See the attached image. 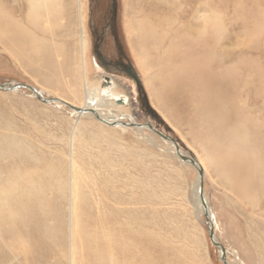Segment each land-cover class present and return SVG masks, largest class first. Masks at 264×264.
Listing matches in <instances>:
<instances>
[{
  "label": "rangeland",
  "instance_id": "rangeland-1",
  "mask_svg": "<svg viewBox=\"0 0 264 264\" xmlns=\"http://www.w3.org/2000/svg\"><path fill=\"white\" fill-rule=\"evenodd\" d=\"M21 1L8 0L11 17L17 20L25 14L19 12L24 8ZM209 3H212L216 15L219 14L222 20L224 33L219 49L224 51L220 50L224 53L226 64H235L241 57L249 63L255 60L264 78V0H116L114 20L117 38L126 60L139 77L149 107L162 121L161 124L145 113L135 84L124 75L105 69L93 55L98 33L104 36L102 50L111 57L114 55L112 37L107 29L101 28L104 21H108L111 0L69 1L67 13H61L63 19L59 20L55 30L57 37L53 42L58 45L51 42L52 47L60 45L58 48L63 54L55 55L54 63L59 66L60 62L67 59L68 64L66 70L57 71L60 75L51 78L54 83L45 82L44 79H49L46 77L47 70L39 61H29L32 57L30 54L15 56L10 46L0 41V84H24L37 90L43 98L60 99L81 109L84 77L92 87L101 88L102 76L111 75L113 80H109L116 85L118 83L123 92L121 94L129 101L130 112L124 108L120 113H114L127 115L119 119V123L150 125L157 132L173 139L179 153L192 156L201 165L203 200L213 218V234L224 250L226 263L256 264L260 262L258 258H263L261 254L264 250V207L261 201L249 209L235 193L217 184L211 168L205 169L202 165L197 152L199 143L189 134V125L178 114L167 109L165 112L170 114L173 123L170 122L155 105L151 89L146 83L149 73L140 67L134 47L133 25L137 18L146 14L161 16L171 26L168 35L172 36L173 32L202 25L211 10L208 8ZM79 4L83 6V29L80 28L82 19L79 20ZM67 16L74 23L73 33L70 31V34L65 25ZM253 17L261 24L259 34L255 31ZM81 33L88 45L83 53L84 67L80 66ZM244 73L252 80L250 68H246ZM75 86L78 92H75ZM247 91L245 105L247 108L256 107L259 101L251 93L255 92V87ZM89 114L73 113L58 103L43 104L26 89L0 91V155L6 151L4 146L15 143L18 147L24 146L33 156L20 160L7 151L3 153L5 155L0 159V164L14 160L20 167L27 162L28 166H34L39 172L48 166L55 169L58 165L56 173L52 175V185L57 186L55 182L60 178L64 186L65 200L61 205L64 214V242L63 245L53 246L52 252L44 249L43 255H47L48 259L42 264H80L81 251L73 254L70 204L72 182L75 183L79 176L84 180V173L89 179L82 184V188L90 201V209L87 208L90 219L116 216L117 232L120 233L125 227V232L131 231L135 248L139 244L137 252L133 253L135 260H140L146 249L152 264H223L221 251L209 239L205 212L200 214L197 211L194 189L199 176L195 168L179 159L171 142L161 139L149 129L122 127L118 123L107 126L98 121L94 113ZM32 159L40 162L35 164ZM50 193L45 196L48 200L52 197ZM43 224L47 227L49 219ZM140 233L143 234L141 240ZM246 240L252 243L253 250H248L249 246L243 243ZM0 247L8 251L1 241ZM77 247L82 248L80 245ZM249 251L255 252L250 254L257 258L253 260L255 263L250 261ZM20 254L16 253L15 259H8L7 264L42 262L40 259L35 262L33 256H27V261Z\"/></svg>",
  "mask_w": 264,
  "mask_h": 264
},
{
  "label": "bare ground",
  "instance_id": "bare-ground-1",
  "mask_svg": "<svg viewBox=\"0 0 264 264\" xmlns=\"http://www.w3.org/2000/svg\"><path fill=\"white\" fill-rule=\"evenodd\" d=\"M69 1L22 0L21 4L24 8L19 12L25 14L20 20L14 17L15 20L8 10V0H0V41L9 45L15 56L30 54L32 57L29 61H39L47 70L46 77L49 79L44 80L48 83L55 82L51 81V78H56V74H59L57 71L67 69V59L63 61L64 64L58 61L63 68L54 63L55 55H61L62 51L58 48L60 45L58 47H52V45L57 44L53 42L57 37L55 30L59 20L63 19L61 13H67ZM211 5L212 3L208 4L211 10L208 17H203L202 25H197L198 28L194 26L195 28L192 27L190 30L185 29V31L173 32L172 30L171 34H174L172 36L168 35L171 26L169 27L168 22L165 23L161 16L146 14L137 18L133 25L135 51L140 67L149 73L146 83L151 89L150 94L155 105L170 122L173 123L169 117L170 114L165 112L167 109L178 114V117L189 125V134L199 143L197 152L202 165L205 169L211 168L217 184L226 191L235 193L249 209L255 207L260 201L264 207V78L262 70L257 61L253 60L249 63L242 57L238 58L235 64H226L223 59L224 51L219 49L221 36L224 33L222 20L219 14L216 15ZM82 8L83 6L79 4L81 29H83ZM253 21L255 31L259 34L261 24L256 18ZM72 24L74 23L69 21L67 16L65 25L69 34L70 31L73 33ZM86 40L81 33L80 66L83 65V67L85 64L83 53L85 47H88ZM51 42H53L52 45ZM74 49L72 50L75 52L76 45ZM246 68L252 70V80L245 75ZM83 73H86L85 70ZM109 78L112 79L111 75L102 76L101 88L99 86L95 88L88 84L84 77V99L83 108H81L83 112L79 115L85 113L86 116L93 112L101 121L117 125L120 122L119 119H124L127 115L116 114L124 108L129 111V101L125 95L121 94L123 92L118 83L116 85L113 79L110 81ZM250 87H255V92L251 93L259 102L256 103V107L247 108L246 94L248 95L247 90ZM77 90L76 87L75 92ZM7 146H4L6 151L2 152L0 159L7 151L20 160L33 157L24 146L18 147L15 143ZM176 153L178 157L181 154L179 151ZM32 160L35 164L40 162L37 159ZM17 164L14 160L0 164V241L8 250L6 252L0 247V264H7L8 259L16 257V253L19 252L25 260L28 261L27 256H33L35 262L40 259L42 264L48 259L47 255H43L44 249L52 252L53 246L63 245L64 242L62 223L64 214L61 209L65 200L64 186L60 178L55 182L56 188L52 185L54 183L52 175L56 173L55 169L57 170L58 165L55 169L48 166L39 172L34 166H28L27 162L20 167ZM200 166L197 164V167L201 169ZM84 174L82 175L84 180L79 176L75 179V183L72 182V203L70 204L73 254L75 251L76 253L81 251L80 264H152L146 249L143 250L141 259L135 260L133 253L137 252L136 248H139V244L135 248L131 231L125 232V227L120 233L117 232L116 216L110 215L108 218L105 216L103 219L102 216H98L96 219H90L87 210V208L90 209V201L82 188V184L89 179ZM197 179L194 189L197 211L200 214L205 212L204 216L210 217H208V227L213 228L214 222L208 206L205 201L204 206L200 203L199 194H197L199 177ZM48 192H52L50 200L45 198ZM47 219L50 224L46 227L43 223ZM139 235L141 240L143 234ZM213 241L218 243L215 237ZM243 243L249 246H247L248 250L251 248L253 250L252 243L248 240ZM250 254L255 252L249 251ZM261 255L263 258L261 256L260 259H256L260 261V264H264V250ZM249 259L252 262L256 261L251 255Z\"/></svg>",
  "mask_w": 264,
  "mask_h": 264
},
{
  "label": "water",
  "instance_id": "water-1",
  "mask_svg": "<svg viewBox=\"0 0 264 264\" xmlns=\"http://www.w3.org/2000/svg\"><path fill=\"white\" fill-rule=\"evenodd\" d=\"M110 7H111V10H110V25H109V27H110V35L112 37L114 48L116 50L120 51L121 45L119 43V40H118L116 32H115V20H114L115 19V13H116V0H111ZM98 39H97V43H94V45H93V55L97 59V61L99 62V61H101V56H100V53H99V42L100 41ZM122 67L123 68L118 69L117 68V62H116L115 65H114V68L112 69L113 73H117L118 72V73L124 75L125 77H127L132 82H134L136 92H137V94L139 96L140 102H142V108L145 110V113L147 115H149L151 119L156 121V123L161 124L162 121L159 119V117L156 115V113L148 105L147 99L145 97V94L143 92V89H142V86H141V83H140V80H139L137 74L135 73L132 65L127 61V64L123 65ZM20 88L21 89H26L29 92H31L43 104L58 103V104L64 105L65 107L69 108L70 110L74 111L75 113L83 112V110L77 109V108L69 105L68 103H66V102H64L62 100L53 99V98H43V97H41L39 95L37 90H35L34 88L29 87L27 85H24V84H15V85L0 84V91L14 92V91H16V90H18ZM95 117H96V119L98 121H100L101 123H103V124H105L107 126H115L114 123L107 124L106 122L101 121L96 114H95ZM119 125L122 126V127H129V128H135V129H142L143 127H145L147 129H149L150 131H152L153 133H155L161 139H163L165 141H168V142H171L174 145L175 151H179L177 149V146L174 143L173 139H171L169 137H166V136L162 135L161 133L157 132L150 125H140V124H136V123H129V124L119 123ZM179 159L181 161H183L185 163H188L189 165L193 166L195 168V170L197 171L198 176H199V183H198L199 184V191H198L199 195H198V197H199L200 203L204 206L203 195H202V192H201V189H202V179H201L202 172H201V169L197 167V162L195 161V159L192 156L181 155L180 154L179 155ZM204 217H205V219H206V221L208 223L207 215H205ZM208 234H209V239L211 240V242L216 247H218L220 249V251H221V257L220 258H221L222 263L223 264H227L226 261H225L223 248L218 243H215L213 241L214 234H213V230H212V228L210 226L208 228Z\"/></svg>",
  "mask_w": 264,
  "mask_h": 264
},
{
  "label": "flooded vegetation",
  "instance_id": "flooded-vegetation-1",
  "mask_svg": "<svg viewBox=\"0 0 264 264\" xmlns=\"http://www.w3.org/2000/svg\"><path fill=\"white\" fill-rule=\"evenodd\" d=\"M109 25H110V14H109L108 21L105 20L104 24L101 27V28L107 29V32L110 35V27H109ZM97 39L100 41L99 42V53H100V56H101V61H99L98 63L101 66H103L105 69L109 70V69H113L114 68V65H115L116 62H117V68L118 69L123 68L122 66L127 64V60H126V58H125V56L123 54L122 48L119 51V50H116L114 48V46H113L114 55H113V57H111L110 55H108L106 53V51L102 50V47H103L102 43H103V40H104V36H102V34L98 33L97 34Z\"/></svg>",
  "mask_w": 264,
  "mask_h": 264
}]
</instances>
